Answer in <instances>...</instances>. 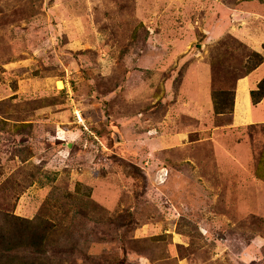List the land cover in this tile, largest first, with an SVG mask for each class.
<instances>
[{
  "label": "rangeland",
  "instance_id": "374dc122",
  "mask_svg": "<svg viewBox=\"0 0 264 264\" xmlns=\"http://www.w3.org/2000/svg\"><path fill=\"white\" fill-rule=\"evenodd\" d=\"M263 76L264 0H0V226L42 215L44 264H264Z\"/></svg>",
  "mask_w": 264,
  "mask_h": 264
},
{
  "label": "trees",
  "instance_id": "16d2710c",
  "mask_svg": "<svg viewBox=\"0 0 264 264\" xmlns=\"http://www.w3.org/2000/svg\"><path fill=\"white\" fill-rule=\"evenodd\" d=\"M257 59L249 64L246 73L254 69L259 64L260 57L251 54ZM252 105L257 104L264 98V76L257 83L256 88L248 92ZM233 91L224 90L210 93L211 109L214 115L230 114L233 107ZM236 102V101H235ZM235 109V104H234ZM7 226L9 232H5L0 226V264H44L40 256L45 253L42 245L49 234L48 228L44 227L45 219L42 215L36 217L34 221H23L14 216H10Z\"/></svg>",
  "mask_w": 264,
  "mask_h": 264
},
{
  "label": "crops",
  "instance_id": "0c3cea01",
  "mask_svg": "<svg viewBox=\"0 0 264 264\" xmlns=\"http://www.w3.org/2000/svg\"><path fill=\"white\" fill-rule=\"evenodd\" d=\"M207 109H210V110H211V107H210V105H209V107H208ZM203 113L206 115V117H208V116H209V115L207 116V112H206L205 110L202 112V114H203ZM202 121H204V119H202V118H201V115H200V110H199V119H198V121H197V122H198L200 125H202Z\"/></svg>",
  "mask_w": 264,
  "mask_h": 264
}]
</instances>
